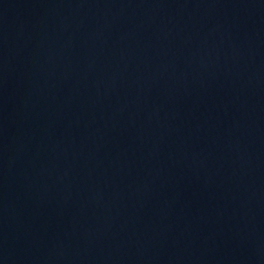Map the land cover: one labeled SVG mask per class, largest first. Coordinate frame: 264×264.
<instances>
[{
	"label": "water",
	"instance_id": "95a60500",
	"mask_svg": "<svg viewBox=\"0 0 264 264\" xmlns=\"http://www.w3.org/2000/svg\"><path fill=\"white\" fill-rule=\"evenodd\" d=\"M0 264H264V0H0Z\"/></svg>",
	"mask_w": 264,
	"mask_h": 264
}]
</instances>
